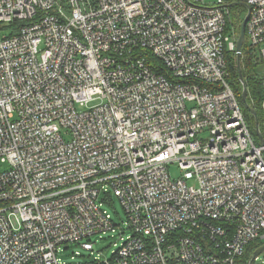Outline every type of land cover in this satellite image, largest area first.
I'll return each instance as SVG.
<instances>
[{
	"label": "built area",
	"instance_id": "2783aa9c",
	"mask_svg": "<svg viewBox=\"0 0 264 264\" xmlns=\"http://www.w3.org/2000/svg\"><path fill=\"white\" fill-rule=\"evenodd\" d=\"M236 1L264 64V0ZM229 3L0 0V264H64L72 244L86 264H248L264 143L227 81ZM113 196L130 234L104 258Z\"/></svg>",
	"mask_w": 264,
	"mask_h": 264
},
{
	"label": "rangeland",
	"instance_id": "374dc122",
	"mask_svg": "<svg viewBox=\"0 0 264 264\" xmlns=\"http://www.w3.org/2000/svg\"><path fill=\"white\" fill-rule=\"evenodd\" d=\"M215 0H205L206 3L211 4ZM234 5H240L236 2V0H233ZM245 9V8H244ZM242 7H235L232 9L233 11V18L237 17L238 21L241 22L245 14L247 13V10H244ZM228 30L227 33H231L234 30V24L232 22V18L230 16V20L228 21ZM8 30L0 29V36L8 35ZM231 51L225 47L224 49V55L225 60L228 62H231L232 57ZM241 56V54H240ZM230 70V69H229ZM95 102H91L88 105L94 104ZM78 110H81L85 107L76 106ZM249 126L254 128V124L251 120L248 121ZM9 167L8 162L6 163H0V171H3ZM167 172L169 173V176L172 179H178L183 176L184 171L179 168V166L174 163L170 162L166 165ZM187 183L189 185H196L195 181L192 179L187 180ZM103 197V195L100 196V199ZM102 208L106 210V212L110 215L111 220L116 224L114 231H106L104 233L100 234H94L90 237V240L94 243V249L95 251H100L103 254L104 258H109L113 251L118 249L123 242V240L130 234V230L126 228V224H124L125 219V212L124 208L119 201V199L115 196L111 197L110 202H103L102 201ZM10 220L14 221V216L9 215ZM16 225V223L14 224ZM123 230L124 233H121ZM120 233L122 238L120 237ZM75 250H79L81 255H76L72 258V253ZM89 252L81 249L80 247L76 246L75 244L70 245L66 250L60 254L61 260L64 262V264H84L85 261L89 260ZM102 257V258H103ZM254 264H264V251L258 254V258L254 261Z\"/></svg>",
	"mask_w": 264,
	"mask_h": 264
},
{
	"label": "trees",
	"instance_id": "16d2710c",
	"mask_svg": "<svg viewBox=\"0 0 264 264\" xmlns=\"http://www.w3.org/2000/svg\"><path fill=\"white\" fill-rule=\"evenodd\" d=\"M235 7H242L240 5H232L229 7L232 22L234 24V31L239 32L240 28V21H238L237 17L233 18V10ZM244 10H247L246 8ZM242 21V20H241ZM23 21H14L9 24V27L14 29L18 25L23 24ZM228 30V25H226ZM225 57V55H224ZM231 62L226 61V70H227V81L230 83L232 90L234 91L238 101L240 102L243 110V114L245 119L248 123L251 120L254 124V128L250 127V130L254 136V141L256 144L260 143V140L255 133V123H254V116L243 107L242 100H241V92H242V85L238 77L237 72V55L236 53H232ZM240 64L242 69V77L247 86V102L251 107L254 108L259 122V130L264 139V113L261 109V100H262V80L264 76V64L260 59L258 53H254L250 48L247 41H245L241 56H240ZM230 69V70H229ZM249 125V124H248ZM259 243L257 241H252L247 245V248L243 254V258L248 260L252 254V252L259 247ZM87 261H85L86 264Z\"/></svg>",
	"mask_w": 264,
	"mask_h": 264
},
{
	"label": "water",
	"instance_id": "95a60500",
	"mask_svg": "<svg viewBox=\"0 0 264 264\" xmlns=\"http://www.w3.org/2000/svg\"><path fill=\"white\" fill-rule=\"evenodd\" d=\"M238 4H241L242 6H244L247 9V13L245 14V16L243 17L241 23H240V28H239V32H238V36L236 38V55H237V72H238V77L239 80L241 82L242 85V92H241V100H242V104L243 107L245 109H247L253 116H254V123H255V133L257 134L261 144L264 143V139L262 137V134L259 130V122H258V117L257 114L254 110L253 107H251L249 105V103L247 102V86L243 80L242 77V69H241V64H240V54L242 52V48L243 45L245 43V25L248 19V6L243 3V2H236ZM234 3H229L226 4L227 6H232ZM264 250V244H262L258 249H256L253 254L250 256V258L248 259V264H253V258L255 255L261 253Z\"/></svg>",
	"mask_w": 264,
	"mask_h": 264
}]
</instances>
